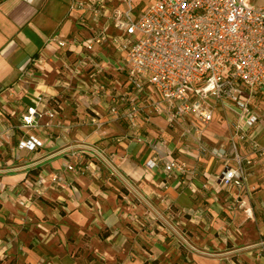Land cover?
I'll use <instances>...</instances> for the list:
<instances>
[{
	"label": "crops",
	"instance_id": "1",
	"mask_svg": "<svg viewBox=\"0 0 264 264\" xmlns=\"http://www.w3.org/2000/svg\"><path fill=\"white\" fill-rule=\"evenodd\" d=\"M73 1L0 0V264H264V155L236 138L237 152L253 162L245 164L243 188L224 186L216 176L227 162L200 152L195 133L183 134L190 120L170 127L152 110L160 95L150 85L140 96L146 140L136 141L126 119L109 113L110 97L87 94L91 64L73 76L65 71L86 55L80 43L59 48L51 41L55 34L79 41L92 36L90 15L83 24ZM250 3L264 6V0ZM40 56L46 57L41 77H31ZM122 56L109 45L97 57L104 66L99 78L117 92L129 84ZM39 94L50 99L48 107L58 100L59 113L23 127V114ZM263 102L264 90L251 98L259 121L248 135L264 151ZM93 109L101 126L92 122ZM217 109L200 138L209 148L226 149L234 166V125L244 117L229 105ZM32 135L40 144L21 149ZM83 145L100 148L116 171L93 157L100 177L75 174L55 187L51 175L65 163L82 162L79 155L92 159ZM153 158L157 164L149 167ZM167 160L188 165L183 179L165 172ZM27 179H44L42 191L25 187Z\"/></svg>",
	"mask_w": 264,
	"mask_h": 264
},
{
	"label": "built area",
	"instance_id": "2",
	"mask_svg": "<svg viewBox=\"0 0 264 264\" xmlns=\"http://www.w3.org/2000/svg\"><path fill=\"white\" fill-rule=\"evenodd\" d=\"M134 0H74L73 9L83 11V24L89 22L92 36L82 41L77 38H62L55 34L51 41L59 48L79 44L86 55L76 65L66 64L65 71L73 76L82 67H93L92 82L87 94L99 99L111 98L108 110L114 119L125 118L131 136L138 142L146 140L142 134L143 110L140 103L142 90L152 86L160 99L152 100L150 107L164 115L170 127L178 126L183 120H190L191 126L183 128V134L195 133L200 143V152L211 153L227 162L226 169L216 178L224 186L243 188L247 181V167L253 161L238 152L236 138L249 143L252 149L264 155L256 139L248 131L259 121L258 112L251 106V98L264 90V6H254L250 0H155L136 18L132 13ZM123 5L127 8L123 9ZM105 24V25H103ZM113 27L115 32L108 30ZM113 46L122 53L120 68L126 71L128 87L124 92L109 89L99 76L104 66L98 61V54L106 46ZM31 77H41L46 57H38ZM40 69V70H38ZM52 107L50 99L37 95V105L27 107L22 126L31 128L39 119L48 116L55 119L61 103L55 98ZM217 104L230 108L244 117V123L234 125L237 136L232 137L236 152V165H229V153L223 147H207L202 144L201 134L215 115ZM3 112H7L3 109ZM92 122L98 121L100 113L93 109ZM40 144L33 135L21 141L19 147L34 149ZM92 159L79 155L82 162H67L63 170L54 172L52 183L62 187L69 183L67 178L75 174H90L100 177L102 169L93 157L109 162L100 148L83 145ZM157 164L153 158L149 167ZM113 171L116 168L110 163ZM165 172L183 179L189 168L185 162L167 160ZM44 179H27L24 186L37 193L42 191ZM204 187H210L206 182ZM249 216L251 208L244 201L239 203ZM161 217V215H160ZM162 218V217H161ZM174 229V227L171 225ZM175 230V229H174ZM176 231V230H175ZM177 232V231H176ZM185 242L188 241L181 236Z\"/></svg>",
	"mask_w": 264,
	"mask_h": 264
},
{
	"label": "rangeland",
	"instance_id": "3",
	"mask_svg": "<svg viewBox=\"0 0 264 264\" xmlns=\"http://www.w3.org/2000/svg\"><path fill=\"white\" fill-rule=\"evenodd\" d=\"M155 0H134L133 2V8L134 11L132 13L133 17L136 18L138 15L142 14L149 6L152 4ZM261 0H253V2H260ZM123 9H126L127 6L123 5ZM264 106V102H263ZM220 114L219 109L216 110L215 112V117ZM233 124V123H232Z\"/></svg>",
	"mask_w": 264,
	"mask_h": 264
}]
</instances>
